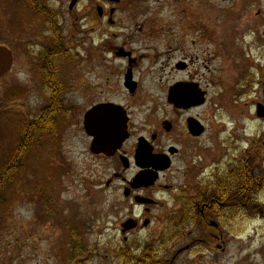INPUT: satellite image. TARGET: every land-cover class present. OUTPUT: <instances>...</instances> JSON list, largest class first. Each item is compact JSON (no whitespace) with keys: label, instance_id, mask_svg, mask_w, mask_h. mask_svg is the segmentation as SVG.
Masks as SVG:
<instances>
[{"label":"flooded vegetation","instance_id":"flooded-vegetation-1","mask_svg":"<svg viewBox=\"0 0 264 264\" xmlns=\"http://www.w3.org/2000/svg\"><path fill=\"white\" fill-rule=\"evenodd\" d=\"M56 1L4 0L17 5L18 17L11 19L0 4V25L9 36H38L36 26H47L42 36L50 45L36 56L35 69L44 107L35 118L48 117L41 121L49 129L42 134L39 120L36 145L64 133L79 137L90 164L108 174L104 191H115L107 211L112 219L100 227L101 247L96 250L95 235L89 256H100L96 264H202L205 255L217 264L234 218L264 212L253 201L264 184V157L261 165L254 161L264 155V130L262 146L244 135L235 156L229 143L222 150L218 121L221 104L264 107V34L229 33L220 40L197 32L196 13L188 19V2L180 0L146 9L136 0H86L82 7L83 0H68L69 16L85 22L95 47L87 49L86 82L76 86L60 70L72 59ZM263 16L264 7L257 9L254 18ZM0 47L12 57L1 81L14 55L1 41ZM230 61L234 86L220 94ZM94 110L100 113L86 129Z\"/></svg>","mask_w":264,"mask_h":264},{"label":"rangeland","instance_id":"rangeland-1","mask_svg":"<svg viewBox=\"0 0 264 264\" xmlns=\"http://www.w3.org/2000/svg\"><path fill=\"white\" fill-rule=\"evenodd\" d=\"M66 1L57 0L53 5L58 8V26L72 59L71 62H64L60 70L73 85L80 86L86 82L87 49L90 54L95 47H92L85 22L79 23L69 16ZM136 1L147 3L141 7L146 9L149 4L148 8H154L156 4L153 3L163 4L172 0ZM180 1L182 6L188 2V19L191 20L192 14L196 13L194 28L197 32L200 28L203 34H217L216 38L220 40L229 33L253 34L255 38L264 34V16L254 18L257 9H263L264 0ZM0 4L7 6L6 13L11 19H17V5L9 3L8 6L4 0ZM243 6L246 8L244 11ZM36 28L40 30L38 33L44 34L47 26L37 25ZM42 34L19 36V32H12L9 36L5 25H0V41L14 55L11 73L0 81V167L18 141L20 124L35 119L44 107L39 98L44 90L35 77L36 56L50 45L47 36ZM254 37L251 35L249 39L252 41ZM203 59L208 58L203 56ZM230 63L231 67L227 65L221 74L220 94L221 89L234 86L235 71L232 66L235 63ZM240 105L221 104L218 115L219 138L224 144L222 150L229 143L235 156L244 147V135H248L256 147L262 146L264 130V124L255 117L254 107ZM239 127L245 131L240 130L235 137L233 132ZM42 141L29 155L27 168L6 188V201L0 204V264H96L101 258L89 256V250L95 247L93 241L96 236V250H99L100 236L104 234L100 227L105 225L104 220L112 219L108 218L107 211L110 210L109 195L115 191H104L102 186L108 174L105 176L90 164L79 137H67L64 133L54 140L44 138ZM263 157V154L259 155L254 161L261 165ZM261 189L262 192L253 201L264 208V184ZM74 235L82 249L73 245ZM223 235L227 246H224L223 254L218 252L217 264H264V212L259 216L251 214L248 218L235 217L234 223L224 230ZM202 264H210L205 255Z\"/></svg>","mask_w":264,"mask_h":264},{"label":"trees","instance_id":"trees-1","mask_svg":"<svg viewBox=\"0 0 264 264\" xmlns=\"http://www.w3.org/2000/svg\"><path fill=\"white\" fill-rule=\"evenodd\" d=\"M56 43V49L60 53L61 46L59 45V40ZM46 119L48 117H42V119L39 117L20 124L18 141L9 152L6 161L0 167V204H4L6 201L4 196L6 188L11 186L15 182L17 175L27 168V160L29 155L32 154L38 138L36 132L40 128L37 123H39V120ZM42 123L44 125V121ZM41 129L42 134H45V131L49 128L44 125Z\"/></svg>","mask_w":264,"mask_h":264},{"label":"water","instance_id":"water-1","mask_svg":"<svg viewBox=\"0 0 264 264\" xmlns=\"http://www.w3.org/2000/svg\"><path fill=\"white\" fill-rule=\"evenodd\" d=\"M11 64H12V57L10 52L5 49L0 47V77L3 76L5 73H7L10 68H11ZM176 107L178 105H176L175 103H173ZM179 107V106H178ZM100 111L99 110H94L92 112H90V114L86 117V121H85V126L86 129L88 128L87 124L89 123V121H95L92 120L93 118H96L97 115H99ZM256 116L258 118H264V107L262 106H257L256 108ZM101 128V127H99ZM108 130V128L104 129L103 131L106 133Z\"/></svg>","mask_w":264,"mask_h":264}]
</instances>
